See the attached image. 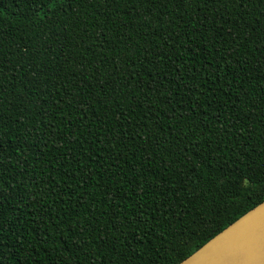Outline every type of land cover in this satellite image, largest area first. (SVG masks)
<instances>
[{
    "label": "trees",
    "instance_id": "16d2710c",
    "mask_svg": "<svg viewBox=\"0 0 264 264\" xmlns=\"http://www.w3.org/2000/svg\"><path fill=\"white\" fill-rule=\"evenodd\" d=\"M264 202V0H0V264H180Z\"/></svg>",
    "mask_w": 264,
    "mask_h": 264
},
{
    "label": "water",
    "instance_id": "95a60500",
    "mask_svg": "<svg viewBox=\"0 0 264 264\" xmlns=\"http://www.w3.org/2000/svg\"><path fill=\"white\" fill-rule=\"evenodd\" d=\"M180 264H264V202Z\"/></svg>",
    "mask_w": 264,
    "mask_h": 264
}]
</instances>
